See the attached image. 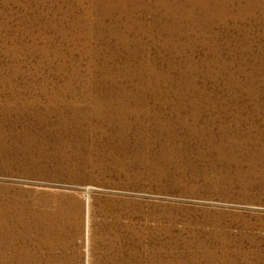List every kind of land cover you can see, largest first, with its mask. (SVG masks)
<instances>
[{
	"label": "rangeland",
	"instance_id": "obj_1",
	"mask_svg": "<svg viewBox=\"0 0 264 264\" xmlns=\"http://www.w3.org/2000/svg\"><path fill=\"white\" fill-rule=\"evenodd\" d=\"M0 264H264V0H0Z\"/></svg>",
	"mask_w": 264,
	"mask_h": 264
}]
</instances>
